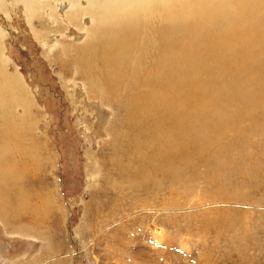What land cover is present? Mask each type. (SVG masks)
Wrapping results in <instances>:
<instances>
[{"label":"rangeland","instance_id":"374dc122","mask_svg":"<svg viewBox=\"0 0 264 264\" xmlns=\"http://www.w3.org/2000/svg\"><path fill=\"white\" fill-rule=\"evenodd\" d=\"M92 1L46 0L33 11L18 0H0L7 72L22 79L30 92L32 138L38 145L34 152L39 151L36 162L28 158L20 180L10 187L22 188L30 207L40 208L20 206L15 213L18 199L8 188V203L15 208L5 212L0 207V264H264V104L253 115L256 122L249 118L231 128L222 126L226 132L211 147L173 148L167 134L166 143L146 156H160L162 150L164 160L153 156L147 171L149 159L141 162L133 148L150 133H168L166 125L173 126L163 116L156 117V124L140 116L143 108L134 102L139 95L136 73L134 79L126 72L113 75V68L111 74L100 66L89 69L86 49L112 38V22L107 21L116 18L108 15L102 21V13L89 12ZM59 3L67 5L58 8ZM142 4L137 14L144 12L146 31L135 53L144 59L142 67L170 66L169 39L175 40L169 51H175L174 64L186 54L184 47L201 64L205 48L215 62L226 52L219 43L222 34L207 33L210 15L201 18L188 6L187 16L169 25L161 1ZM166 29L179 33L172 37ZM109 74L117 78L107 80ZM190 79L178 82L183 98L211 106ZM182 88H190L191 97ZM183 104L185 110L187 102ZM16 107L18 115L25 113L19 109L25 105ZM188 109L208 119L212 106ZM133 122L140 124L134 127ZM190 128L195 142L201 133L210 134L201 126ZM166 155L173 164L165 162ZM142 169L145 176H140ZM53 192V205L43 210L44 199Z\"/></svg>","mask_w":264,"mask_h":264},{"label":"bare ground","instance_id":"6f19581e","mask_svg":"<svg viewBox=\"0 0 264 264\" xmlns=\"http://www.w3.org/2000/svg\"><path fill=\"white\" fill-rule=\"evenodd\" d=\"M18 1L21 4L24 3L27 8H33V11H35L38 9V7H44V2L46 0ZM155 1H161V7L166 10L164 18L169 25L173 24L180 17H186L189 9L188 6L193 8V14L198 15L201 18L210 15L212 18L209 20L210 24L206 23L205 25V27L210 29V32H206L209 36L221 33L222 36H220V38H222L219 43L224 44V49H226V52L225 50L220 52L218 57L220 61L218 60L215 62L216 60L213 58V56V60L211 59L213 52H209L211 54L210 55L208 50H206L207 48H205L206 52L204 51L202 53L200 51V57L202 60L201 64L198 61V58H195L197 54H194L193 50L189 51L184 47L186 54H183L184 56L181 57L182 61L180 62L181 58L179 57L177 60L179 63L174 64L175 55H173V53H175V51L172 50L170 53L169 51L174 45L175 40L169 39L166 52L168 54L167 60L169 61L170 66L164 62L166 65L164 69H159V66L164 65L162 64L157 65V67H154L152 70H149L148 68L142 67L144 59H137V55L135 54L141 48L139 40L142 39L144 42V34L146 31V29L143 30L144 23L142 24L143 19H146V17L141 16L144 15V12L140 13L139 16L137 14L138 8L145 7L142 4L143 0H93L89 3V12L92 13L93 11H98L102 13V21L105 20L106 18L104 17L108 15H114L116 17L109 19L110 21H107L112 22V38H109V41H106L101 46L92 45L86 49L87 52L85 54L87 55L86 60L89 69L94 70L100 66V68H106L110 71V68H113V75L117 74V72H119V74L121 72H126L130 78L133 77L134 79L135 76L133 73H136L137 81L135 87H137L139 95L134 99V102L139 105L136 107L142 106L143 108L142 115H139L141 117L143 116L145 121L148 120L154 124H156V117L163 116V119L166 121V123H169L171 126H173L171 127V130V128L166 125L167 129H170L171 132L168 131L167 133L166 130V133H157V128L155 130L157 133V135L155 134L156 136H154L153 133H150V131L148 132L150 133V137H147L146 135L145 137L147 138L144 142H139L138 140V145L133 149L134 153L138 154L139 158L141 159L140 161L144 162V164L146 163L145 161L149 159L146 157L149 151L152 149L155 151L154 148H160L162 147V144L166 143L163 138L167 134H169V136L166 139H168L169 142L171 141L169 145H171L173 148L180 147V149H185L186 151L190 147H195L196 150H201L205 148L206 145H210L211 147L215 141L221 138L224 132H226L223 130L222 126L227 128L230 126L231 128L235 122L237 123L238 121L240 122L249 118L255 120L256 122L257 116L253 115L255 114L256 109L261 105L263 106L264 104V0ZM229 1L230 3H228ZM145 2H147V0H145ZM65 5L67 4L65 3ZM65 5H63V3H59L58 8ZM184 21H187V19H184ZM201 23L203 24L204 21H201ZM185 24L188 26V22ZM204 30H206V28ZM166 31L168 33L171 32L169 29H166ZM171 33L172 37H176L179 32L173 33L172 31ZM205 36H207V34ZM3 38L4 34L0 29V207H2L5 212L6 210L11 211L12 207H10L8 203V193L13 191V194H16L18 199V202H16L17 207H14L15 213L21 207H28V209H33L37 212V210L40 209L38 205H35L34 207L31 205L30 207L29 203H27V196L25 194L26 191L24 193L22 188H19V191L16 190L15 187L14 189L10 187V185H16L15 183L20 180V173L22 170L27 168V166H25L27 159L33 158V161H35L39 151H37L36 154L34 152L38 149V145L32 138L33 132H35V124L30 114V107L32 106L28 97V93L30 92L27 90L26 86L22 84V79H19L18 77H12L10 74H8ZM210 38L214 44V39L212 37ZM192 45L194 46L193 43ZM97 50L99 52H97ZM105 50H110L111 55ZM96 52L98 53L97 55L94 54ZM205 60H207V63L204 62ZM182 64H185L186 67L185 65L182 67ZM113 69L110 71V74ZM110 74L107 80H113L117 78H111ZM201 74L203 75L201 76ZM200 77H202V81L204 79L203 82L200 80ZM183 78L185 80L188 78L190 79V85H192L194 90L197 89L199 91L201 89L205 100H207V103L212 106V109L207 113L208 119H205L201 114L196 115V112L194 114H189L193 112H189L190 110L188 108L191 109L193 106L196 110H207L211 106L203 107V102L198 101V99L197 101L194 99L189 100V102L186 101L183 98L185 95L183 93L182 94L184 96L181 95V92H183L180 90L179 86L181 83H178ZM143 87H146V89H143ZM183 88L182 90H186L185 93H188L187 95L190 96L192 92L190 88ZM202 98L203 97H201V99ZM184 102H187V105L185 104L186 111L182 110L184 107H181ZM20 104L25 105L26 109L24 110L22 107H19V109L21 111H25V113L18 115V107L16 106ZM182 106H184V104ZM161 121L163 120L161 119ZM165 121L163 122L165 123ZM149 122L147 124H149ZM133 124L131 125L136 127L134 122ZM147 124L146 126H148ZM162 126H164V124ZM190 126L193 128L201 126V128L204 127L208 130L210 129V134L201 133L200 135L202 138H200V141H192V137L194 136L192 133H190ZM126 128H128V126ZM159 128H161V126ZM163 128H165V126ZM132 145H135L134 142ZM158 150L160 151V149ZM161 152L162 154L164 153L162 150L160 153ZM151 153H153V151H151ZM157 154L158 153L155 155ZM162 154H159L160 156L157 155L156 157H153L155 155H151L153 158L158 157L160 160H162V158L164 160V157L161 158ZM141 155L145 157V160L142 159ZM166 156L167 157H165V159L167 160L165 162L169 161L170 164H173L171 162V158L168 157V155ZM152 157L147 161L149 165H144L145 168H148L152 163L150 162ZM186 159L189 160V158ZM160 164H162V162H160ZM164 164L166 165L167 163ZM154 166L151 170L157 172L158 170H155ZM173 166L175 165L169 167L170 171L171 168H175ZM150 168L151 167H149L147 171H149ZM162 168L161 170H164ZM143 171L145 173H143ZM167 172L170 173L169 171ZM146 173V169L140 170V176H145ZM153 174L155 175V173ZM150 176L149 178H151ZM155 176L153 178H155ZM8 188L10 189L9 192ZM55 197H57V195L55 192H53L51 196L45 198V206L43 205L44 208L42 209L45 210L50 201L55 199ZM14 208H12V211Z\"/></svg>","mask_w":264,"mask_h":264}]
</instances>
